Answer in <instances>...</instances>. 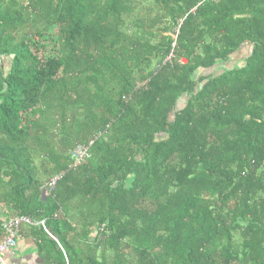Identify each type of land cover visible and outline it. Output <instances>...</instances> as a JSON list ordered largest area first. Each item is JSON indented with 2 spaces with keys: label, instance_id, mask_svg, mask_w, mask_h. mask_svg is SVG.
Masks as SVG:
<instances>
[{
  "label": "trees",
  "instance_id": "16d2710c",
  "mask_svg": "<svg viewBox=\"0 0 264 264\" xmlns=\"http://www.w3.org/2000/svg\"><path fill=\"white\" fill-rule=\"evenodd\" d=\"M8 216L37 264H264V0H0Z\"/></svg>",
  "mask_w": 264,
  "mask_h": 264
},
{
  "label": "built area",
  "instance_id": "2783aa9c",
  "mask_svg": "<svg viewBox=\"0 0 264 264\" xmlns=\"http://www.w3.org/2000/svg\"><path fill=\"white\" fill-rule=\"evenodd\" d=\"M70 156L72 159V167H76L80 164L87 156H88V148L83 147L81 145H76L71 151ZM59 176L53 178L50 182V187L52 188L56 181L58 180ZM46 194V191H44ZM32 221L27 216H20V217H6L1 222V229L5 233V239L0 244V264H8L6 260V256L9 252L14 250L15 247L18 245V238H19V229L22 224H31ZM42 225L44 222H40Z\"/></svg>",
  "mask_w": 264,
  "mask_h": 264
},
{
  "label": "crops",
  "instance_id": "0c3cea01",
  "mask_svg": "<svg viewBox=\"0 0 264 264\" xmlns=\"http://www.w3.org/2000/svg\"><path fill=\"white\" fill-rule=\"evenodd\" d=\"M24 241V240H23ZM22 240L18 241L17 247L14 248L11 252L7 254V262L8 264H37V260L33 259V255L36 254L35 248L33 247L32 241H25V244ZM25 246L23 249H31V253L29 255H24L19 252V247Z\"/></svg>",
  "mask_w": 264,
  "mask_h": 264
},
{
  "label": "rangeland",
  "instance_id": "374dc122",
  "mask_svg": "<svg viewBox=\"0 0 264 264\" xmlns=\"http://www.w3.org/2000/svg\"><path fill=\"white\" fill-rule=\"evenodd\" d=\"M250 52L249 48H243L241 51L237 52L235 55H233L230 59L229 62H227V66H233L236 63H241L240 61L243 60ZM221 67L218 66L215 70H213L212 72H216L217 70H219ZM211 72V71H209ZM25 248V246H21L19 247V252L23 253L24 255H29L31 253V249H23Z\"/></svg>",
  "mask_w": 264,
  "mask_h": 264
},
{
  "label": "clouds",
  "instance_id": "9594fccd",
  "mask_svg": "<svg viewBox=\"0 0 264 264\" xmlns=\"http://www.w3.org/2000/svg\"><path fill=\"white\" fill-rule=\"evenodd\" d=\"M45 195V194H44ZM6 259H7V257H6Z\"/></svg>",
  "mask_w": 264,
  "mask_h": 264
},
{
  "label": "water",
  "instance_id": "95a60500",
  "mask_svg": "<svg viewBox=\"0 0 264 264\" xmlns=\"http://www.w3.org/2000/svg\"><path fill=\"white\" fill-rule=\"evenodd\" d=\"M44 194V193H43Z\"/></svg>",
  "mask_w": 264,
  "mask_h": 264
}]
</instances>
